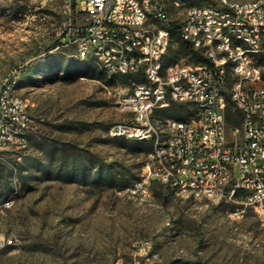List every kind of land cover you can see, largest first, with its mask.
I'll list each match as a JSON object with an SVG mask.
<instances>
[{
	"label": "rangeland",
	"instance_id": "374dc122",
	"mask_svg": "<svg viewBox=\"0 0 264 264\" xmlns=\"http://www.w3.org/2000/svg\"><path fill=\"white\" fill-rule=\"evenodd\" d=\"M181 1L183 7L167 2L169 23L180 25L190 5L217 0ZM81 21L76 0H0V79L16 75L33 119L23 160L0 170V233L19 242L15 252L0 253V262L137 264L135 247L151 241L160 255H150L148 264H264V223L251 207L237 217L234 200L183 199L159 183L149 203L116 194L141 175L149 152L108 133L130 118L118 104L126 85L111 82L116 76L98 64L103 78L68 72V63L80 59L59 32L64 23ZM169 52L193 63L177 40ZM36 59L33 71H23ZM154 116L160 133L176 118ZM7 201L15 202L1 208Z\"/></svg>",
	"mask_w": 264,
	"mask_h": 264
},
{
	"label": "built area",
	"instance_id": "2783aa9c",
	"mask_svg": "<svg viewBox=\"0 0 264 264\" xmlns=\"http://www.w3.org/2000/svg\"><path fill=\"white\" fill-rule=\"evenodd\" d=\"M168 1L76 0L81 23H64L59 32L80 56L103 51L113 69L125 65L134 75L143 73L147 78L126 85L124 96H118L119 107L129 109L130 118L111 125L108 133L146 137L145 115L171 101L190 105L197 120V127L171 124V141L155 142L157 154H147L143 173L132 186L117 188L116 194L137 191L155 196L154 186L160 183L176 195L188 188V193L198 191L202 198L218 203L240 189L231 213L240 217L251 207L264 223V73H258L242 46L225 38L226 29H236V34L250 35L264 50V0L188 6L179 25L180 37L207 62L180 60L179 65L157 66V57L168 54L172 41L166 36ZM173 1L178 7L185 4ZM67 6L71 11L72 1ZM219 8H226V15L211 21ZM226 62H233V74L224 73ZM11 86H17L15 74L0 79V170L12 160H23L30 146L13 136V128L27 130L28 136L33 131L31 106L21 107L20 93L11 97ZM224 92H232V99H224ZM230 100L241 112V121L233 125L227 116ZM9 238L17 237L4 234L0 246ZM18 247L17 238L10 253ZM134 255L137 264H148L150 255L160 254L151 251V241H146L135 247Z\"/></svg>",
	"mask_w": 264,
	"mask_h": 264
},
{
	"label": "bare ground",
	"instance_id": "6f19581e",
	"mask_svg": "<svg viewBox=\"0 0 264 264\" xmlns=\"http://www.w3.org/2000/svg\"><path fill=\"white\" fill-rule=\"evenodd\" d=\"M175 6L178 7V1H175ZM219 15H226V8H219V14H211V21H219ZM166 36H172L171 30L166 28ZM225 38H230V42L232 45H240L242 48L246 50V54L248 58H251L254 61L255 66H258V73H264V50L261 47H258L254 44V39L250 35L247 34H236V29H226L225 30ZM77 52V57L80 60L96 63L101 66V68L111 76H123V75H134V72H131L128 67L125 65H114L111 67V63L104 60L103 51H96V53H87L83 56H80V51ZM167 55H161L157 57V66H165L166 64L179 65L180 60H174L172 62H167ZM230 70H233V62H226L224 64V73L230 74ZM124 90H126V86L120 87L119 96H124ZM11 97H18L17 86H11ZM21 97V107H28V103L26 99L20 95ZM231 97L228 92H224V99H228ZM169 106V105H168ZM168 106H158V110L166 108ZM157 110V111H158ZM145 115V129L146 132L149 133L146 137L142 136H127L124 134H111L113 137L118 138H126L136 141L142 142H151L152 148L148 154H157V145L155 142H170L171 141V124H183L187 127H197V120L195 117L191 116L189 118H169L166 120L163 128L161 129V133L157 130V133H154L155 125H154V116ZM13 136L18 137L19 139H25V144H30V136H28V131L21 128H13ZM145 169V163L143 165L142 170ZM143 173V172H142ZM136 181V180H135ZM132 186L129 185L127 187ZM127 187H122L119 189H125ZM120 197H128L134 200H137L141 203H149L154 199L153 194L137 192V191H126L119 192L117 194ZM179 197L183 199H194V200H208L204 199L200 196L198 191H191L188 193V188H181L179 190ZM240 198V189H233L232 194H225V200H234ZM210 201V200H208ZM235 215V214H234ZM4 234L0 233V238L3 237ZM11 245H17V238H9V242H4L0 246V253L4 251H10ZM153 258V257H152ZM151 258V259H152ZM155 260L158 259V255H154ZM160 258V257H159ZM152 264H159L155 261ZM0 264H3L0 262Z\"/></svg>",
	"mask_w": 264,
	"mask_h": 264
},
{
	"label": "trees",
	"instance_id": "16d2710c",
	"mask_svg": "<svg viewBox=\"0 0 264 264\" xmlns=\"http://www.w3.org/2000/svg\"><path fill=\"white\" fill-rule=\"evenodd\" d=\"M171 33H172V41L177 40L178 44L181 48V50L190 56L193 62L198 63H204L207 62L205 58L201 56V54L196 51L189 43L183 41L180 37V27L177 23L173 22L169 24ZM59 43L55 42L50 48L53 49L55 48ZM175 56L171 55L170 52L167 54V62H171L175 60ZM40 59H36L28 63L24 68L23 71L25 72H31L35 69V67L39 64ZM68 65L70 66L68 72H72V74L77 75L78 77H92V78H103L106 73L102 70L99 71V66L96 63H91V62H84V61H75V62H69ZM119 80L121 84L123 85H129L132 82H146L147 78L143 73H138L135 75H123V76H116V77H111V82H117ZM228 99H231L230 97ZM193 115V109L189 107L188 104L185 103H180V102H175L171 101L169 107L160 109L156 112V118L158 116H166V117H176V118H182V117H189ZM227 116L230 125H233L239 121H241V112L236 108L233 102L231 100L229 101L228 105V111H227ZM115 139H123V140H128L126 138H115ZM139 143V149L141 151L149 152V150L152 147L151 142H142V141H137ZM105 172L100 174L99 179L100 180H105L107 177H105ZM70 180H75L77 177L72 176L69 178ZM160 184V183H159ZM162 185V184H161ZM164 186V185H162ZM166 189L169 187L164 186Z\"/></svg>",
	"mask_w": 264,
	"mask_h": 264
}]
</instances>
